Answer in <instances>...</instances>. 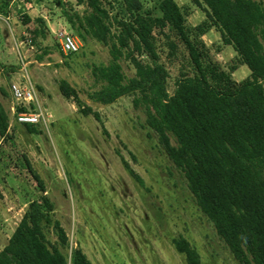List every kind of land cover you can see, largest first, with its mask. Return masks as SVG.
<instances>
[{
    "label": "rangeland",
    "instance_id": "obj_1",
    "mask_svg": "<svg viewBox=\"0 0 264 264\" xmlns=\"http://www.w3.org/2000/svg\"><path fill=\"white\" fill-rule=\"evenodd\" d=\"M140 1L143 14L161 16L158 0ZM175 1L185 9L188 26L197 28L209 21L204 5L195 0ZM255 1L264 7V0ZM14 2L17 6H12ZM103 4L111 22L127 17L122 13V0H103ZM86 11L87 6L77 0H0L1 15L9 17L0 18V100L8 110L40 106L45 115L39 125L29 126L16 123L10 114V128L0 144V250L29 203L46 196L55 208L52 218L65 229L70 246L81 248L92 264H187L173 243L181 237L197 250L201 264H239L146 125L143 111L134 107L133 96L124 95L111 104L93 98L102 84L94 71L108 66L112 56L109 46L94 39L81 41L65 16H81ZM43 16L52 18L55 33L66 31L75 38L80 47L77 53L61 51ZM111 30L116 31L115 24ZM157 39L172 94L182 56L171 62L169 41ZM202 40L227 71L238 67L232 73L236 81L250 76L215 27ZM180 51L187 56L181 44ZM139 59L150 63L146 55ZM120 62L126 77H134L131 61L123 58ZM27 80L37 91V105L17 104L12 99L11 84ZM63 80L100 115L101 122L93 115L84 116L72 99L62 95ZM122 159L143 184L129 173ZM48 236L57 240L53 229Z\"/></svg>",
    "mask_w": 264,
    "mask_h": 264
},
{
    "label": "trees",
    "instance_id": "obj_2",
    "mask_svg": "<svg viewBox=\"0 0 264 264\" xmlns=\"http://www.w3.org/2000/svg\"><path fill=\"white\" fill-rule=\"evenodd\" d=\"M158 1L159 17L143 14L140 0H122L127 17L113 22L103 0H77L89 11L74 17L66 13L81 41L94 39L110 48L111 63L94 71L102 84L93 98L111 104L132 95L134 107L145 114L146 125L182 173L225 247L239 264H264V7L255 0H195L204 5L209 21L192 28L175 0ZM214 27L239 63L247 66L248 78L236 81L232 73L238 67L227 71L212 58L202 37ZM158 37L169 41L171 62L182 56L172 94L167 87L170 73L160 62ZM180 44L187 56L181 55ZM145 55L150 63L139 59ZM123 58L134 66V77L123 73ZM60 91L84 116L101 122L67 81L60 83ZM10 114L0 100V144L9 131ZM54 210L46 196L30 202L0 250V264H92L81 248L70 246L65 229L52 218ZM52 229L55 242L48 236ZM173 243L187 264H201L186 239Z\"/></svg>",
    "mask_w": 264,
    "mask_h": 264
},
{
    "label": "built area",
    "instance_id": "obj_3",
    "mask_svg": "<svg viewBox=\"0 0 264 264\" xmlns=\"http://www.w3.org/2000/svg\"><path fill=\"white\" fill-rule=\"evenodd\" d=\"M54 35L60 45L61 51L65 55L75 54L79 51L80 47L75 38L68 32L59 31ZM23 68H25L24 63ZM28 80L26 82L18 81L11 84L10 93L14 103H21L23 105L34 103H36V105L38 104L37 91L34 88V85H32ZM10 112L16 123L20 125L37 126L45 119L44 111L40 108V106H38L37 110L26 106L16 109L15 106H12L10 107Z\"/></svg>",
    "mask_w": 264,
    "mask_h": 264
},
{
    "label": "crops",
    "instance_id": "obj_4",
    "mask_svg": "<svg viewBox=\"0 0 264 264\" xmlns=\"http://www.w3.org/2000/svg\"><path fill=\"white\" fill-rule=\"evenodd\" d=\"M17 4H18V2H14V3L12 4V6H13V5L17 6ZM52 17H54V16H52ZM0 18H1V20H3V19H8L9 17H4V16H2L1 13H0ZM43 18H44L43 20H45V22H46L45 24H46L47 26H49V28L52 30L53 27L51 26V22H50V21H52V18H51V20L48 19V17L46 18V17L43 16ZM49 20H50V21H49ZM53 23H54V22H53ZM45 30H46V34H48V33L50 34V31H49L48 29L45 28ZM52 32H53V34H54V33H55V30H52ZM54 37H55V35H54Z\"/></svg>",
    "mask_w": 264,
    "mask_h": 264
},
{
    "label": "water",
    "instance_id": "obj_5",
    "mask_svg": "<svg viewBox=\"0 0 264 264\" xmlns=\"http://www.w3.org/2000/svg\"><path fill=\"white\" fill-rule=\"evenodd\" d=\"M53 233H55V229H53Z\"/></svg>",
    "mask_w": 264,
    "mask_h": 264
}]
</instances>
